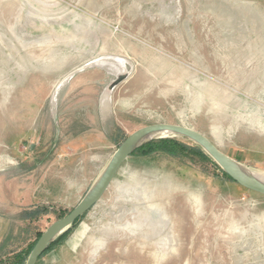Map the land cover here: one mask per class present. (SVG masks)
Listing matches in <instances>:
<instances>
[{
  "label": "rangeland",
  "instance_id": "obj_1",
  "mask_svg": "<svg viewBox=\"0 0 264 264\" xmlns=\"http://www.w3.org/2000/svg\"><path fill=\"white\" fill-rule=\"evenodd\" d=\"M152 123L264 176V0H0V257ZM35 264H264V195L196 156L136 152Z\"/></svg>",
  "mask_w": 264,
  "mask_h": 264
},
{
  "label": "water",
  "instance_id": "obj_2",
  "mask_svg": "<svg viewBox=\"0 0 264 264\" xmlns=\"http://www.w3.org/2000/svg\"><path fill=\"white\" fill-rule=\"evenodd\" d=\"M126 78L127 74L125 72L118 74L109 84V89L112 90ZM174 136H182L193 141L238 185L264 195V179L252 172L245 164L222 152L200 132L179 124H147L132 131L124 138L79 202L68 213L51 222L41 233L30 250L25 264H35L50 244L101 198L121 164L136 148L153 139Z\"/></svg>",
  "mask_w": 264,
  "mask_h": 264
},
{
  "label": "trees",
  "instance_id": "obj_3",
  "mask_svg": "<svg viewBox=\"0 0 264 264\" xmlns=\"http://www.w3.org/2000/svg\"><path fill=\"white\" fill-rule=\"evenodd\" d=\"M140 153L145 156L153 155L155 153H165L170 156H187V155H193L199 158L200 160L209 162L219 174H221L223 177L229 179L230 181H233L227 174L224 173V171L207 155L201 147H199L197 144L194 146H187L184 143H181L177 141L175 138L172 137H164V138H157L150 140L138 148H136L132 153ZM235 182V181H233ZM236 183V182H235ZM242 187V186H241ZM244 188V187H242ZM245 189V188H244ZM83 217V215L81 216ZM81 217H79L72 226L67 229L63 234H61L57 239H55L50 246L41 254V256L50 250L54 245H56L65 235L69 233V231L72 229L73 226H75L79 220H81ZM42 231H39L35 235V240L31 242L25 249H21L19 251L12 252L11 254L5 253L3 256L0 257V264H25V261L28 257V254L30 250L32 249L33 245L35 244L36 240L41 235ZM1 248V246H0ZM40 256V257H41ZM39 257V258H40Z\"/></svg>",
  "mask_w": 264,
  "mask_h": 264
},
{
  "label": "bare ground",
  "instance_id": "obj_4",
  "mask_svg": "<svg viewBox=\"0 0 264 264\" xmlns=\"http://www.w3.org/2000/svg\"><path fill=\"white\" fill-rule=\"evenodd\" d=\"M159 135H164V134H159ZM254 172L256 175H258L260 178L264 179V176L256 171H252Z\"/></svg>",
  "mask_w": 264,
  "mask_h": 264
},
{
  "label": "crops",
  "instance_id": "obj_5",
  "mask_svg": "<svg viewBox=\"0 0 264 264\" xmlns=\"http://www.w3.org/2000/svg\"><path fill=\"white\" fill-rule=\"evenodd\" d=\"M248 160H250V159H248ZM243 161H245L246 163H248L249 165L251 164L252 165V163H254V161H246L245 159H243Z\"/></svg>",
  "mask_w": 264,
  "mask_h": 264
}]
</instances>
